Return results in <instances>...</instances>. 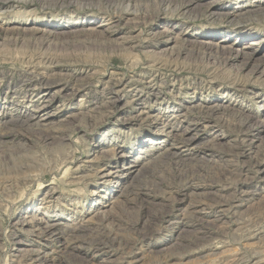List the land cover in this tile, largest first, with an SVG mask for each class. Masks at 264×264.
Returning <instances> with one entry per match:
<instances>
[{
  "label": "rangeland",
  "instance_id": "rangeland-1",
  "mask_svg": "<svg viewBox=\"0 0 264 264\" xmlns=\"http://www.w3.org/2000/svg\"><path fill=\"white\" fill-rule=\"evenodd\" d=\"M0 2V264H264V0Z\"/></svg>",
  "mask_w": 264,
  "mask_h": 264
},
{
  "label": "bare ground",
  "instance_id": "bare-ground-1",
  "mask_svg": "<svg viewBox=\"0 0 264 264\" xmlns=\"http://www.w3.org/2000/svg\"><path fill=\"white\" fill-rule=\"evenodd\" d=\"M0 1H7V0H0ZM41 1H56V0H41ZM64 1V0H63ZM68 1V0H67ZM75 1H77L79 4H81L82 2L83 3H86V2H90V3H95V1H97L98 2V0H75ZM108 2H110V0H107ZM190 2H192L191 4H194L195 2H197V0H194V1H192V0H190ZM1 3V2H0ZM98 3H100V2H98ZM188 3V2H187ZM186 3V4H187ZM190 5V4H189ZM209 8V7H208ZM207 8V9H208ZM215 11V10H214ZM233 14V13H232ZM236 16V15H235ZM252 58H251V56L249 57V60H251ZM257 67H256V70L255 71H257V70H259L258 72H260V73H264V65L263 64H261L260 62L258 63V65H256ZM260 75V74H259ZM204 108V107H203ZM30 116V115H29ZM205 116V115H204ZM24 122H26V120H23L22 122H21V124H25ZM25 126V125H24ZM23 127V126H22ZM132 167V166H131ZM35 222L36 223H33V222H29V221H21L20 222V227L22 226V225H26V224H28V225H30V224H33L32 226H38L41 222H39V220H35ZM19 226V225H18ZM71 226V225H70ZM75 226V225H74ZM73 226V227H74ZM71 228V227H70ZM72 229V228H71ZM78 228H73L72 229V231H76V233L77 232H80L81 230L79 229V230H77ZM45 230V229H44ZM44 234H45V236L48 238V239H56V238H59V236H61V231L59 232L58 230H57V227L54 225V226H48V228L43 232ZM73 234V233H72ZM41 236H43V235H41ZM74 236V235H73ZM71 237V236H70ZM79 237V236H78ZM77 239V238H76ZM85 240V239H84ZM112 240H114V239H111L110 237H104V239H101V240H96V241H94V242H96L97 243V245H100V244H107V243H109V242H111ZM83 241V240H82ZM113 242V241H112ZM84 243V242H83ZM92 244H94V243H92ZM132 254V253H131ZM128 256V255H127ZM126 260V259H125ZM134 262V261H133ZM121 263V262H120ZM129 264L130 262L128 261V262H126V264Z\"/></svg>",
  "mask_w": 264,
  "mask_h": 264
}]
</instances>
